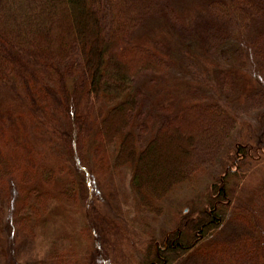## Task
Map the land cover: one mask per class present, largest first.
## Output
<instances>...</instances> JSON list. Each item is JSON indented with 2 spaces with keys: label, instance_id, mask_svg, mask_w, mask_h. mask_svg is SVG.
<instances>
[{
  "label": "trees",
  "instance_id": "trees-1",
  "mask_svg": "<svg viewBox=\"0 0 264 264\" xmlns=\"http://www.w3.org/2000/svg\"><path fill=\"white\" fill-rule=\"evenodd\" d=\"M201 3L216 25L210 37L264 39V0ZM158 4L160 0H0V95H5L0 96V264L3 256L9 258L4 264H18L13 260L15 237L46 230L54 207L66 216L87 201L91 164L101 168L102 149H108L109 170H128L136 206L157 218L167 196L190 182L223 146L233 119L214 100L193 103L185 116L191 121L167 120L146 137L145 124L135 122V79L161 72L167 63L130 35L143 13ZM258 62L260 66L262 60ZM255 81L264 87L260 74ZM40 133L43 143L37 140ZM258 147L237 142L235 160L255 155ZM231 176H239L235 164L207 186L195 215L182 214L159 240L146 233L134 246L136 264H177L182 256L198 252L206 254L205 261L264 264V209L257 213L233 205ZM231 208L235 216L250 219L247 232L201 248ZM71 236L68 231L58 237L68 241L62 245L48 243L46 261L40 264H92L91 251L98 248H80Z\"/></svg>",
  "mask_w": 264,
  "mask_h": 264
},
{
  "label": "rangeland",
  "instance_id": "rangeland-1",
  "mask_svg": "<svg viewBox=\"0 0 264 264\" xmlns=\"http://www.w3.org/2000/svg\"><path fill=\"white\" fill-rule=\"evenodd\" d=\"M201 1L160 0V4L143 13L131 31L132 41L156 51L167 63L163 71L144 73L135 79L133 86L138 95L135 122L145 124L146 137L167 120L181 124L191 121L193 117L185 116H189L193 103L214 100L233 119L223 146L190 182L181 184L167 196L165 209L157 218L136 206L131 199L128 170L122 167L118 174L109 170V152L102 149L101 168L91 164L87 201L79 205L76 213L66 216V211L54 207L51 217L47 216L51 224L46 230L15 237V262L43 263L48 243L53 240L60 245L67 243L58 237L69 231L71 241H77L80 248H98V252L91 251L92 264H136L139 259L134 250L136 243L146 233H153L159 240L165 230L176 226L182 214L195 215L207 186L229 165L235 164L239 173L238 177L229 178L232 204L247 206L257 213L264 209V87L255 81L259 74L264 77V39L257 42L255 37H244L245 41L238 42L235 37H210L216 25L207 17ZM258 60H262L260 66ZM0 96L5 98L4 94ZM37 140L43 143L42 133ZM248 141L259 145L254 149L255 155L250 153L249 157L235 160V144ZM249 222L244 215L235 216L231 208L224 223L199 246L206 248L216 241L232 240L247 232ZM86 227L89 230L78 236L77 232ZM83 253V259H88V254ZM205 255L198 252L182 256L176 263L222 264L213 258L205 261ZM5 262L9 258L3 256L2 263Z\"/></svg>",
  "mask_w": 264,
  "mask_h": 264
}]
</instances>
